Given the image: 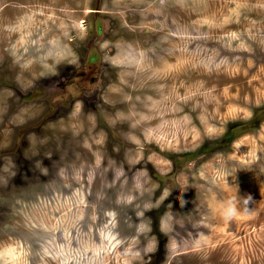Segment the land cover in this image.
<instances>
[{
  "label": "rangeland",
  "instance_id": "rangeland-1",
  "mask_svg": "<svg viewBox=\"0 0 264 264\" xmlns=\"http://www.w3.org/2000/svg\"><path fill=\"white\" fill-rule=\"evenodd\" d=\"M0 264H264V0H0Z\"/></svg>",
  "mask_w": 264,
  "mask_h": 264
},
{
  "label": "trees",
  "instance_id": "trees-1",
  "mask_svg": "<svg viewBox=\"0 0 264 264\" xmlns=\"http://www.w3.org/2000/svg\"><path fill=\"white\" fill-rule=\"evenodd\" d=\"M253 122H251V123H248V125L249 124H252ZM234 126H231V128L230 129H232ZM230 132V131H229ZM229 132H228V134H229ZM228 136V135H227ZM229 140H231V139H227V141H225V142H230ZM202 149H205L204 147L202 148Z\"/></svg>",
  "mask_w": 264,
  "mask_h": 264
}]
</instances>
